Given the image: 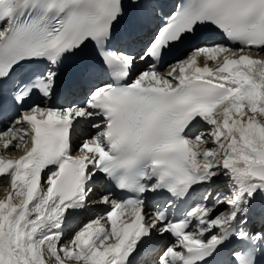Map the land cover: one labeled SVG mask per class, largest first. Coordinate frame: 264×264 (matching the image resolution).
<instances>
[{
	"label": "snow or ice",
	"instance_id": "6c2138e0",
	"mask_svg": "<svg viewBox=\"0 0 264 264\" xmlns=\"http://www.w3.org/2000/svg\"><path fill=\"white\" fill-rule=\"evenodd\" d=\"M125 14L123 0H0V110L15 109L4 111L0 148L22 152L0 154V264H48L46 255L137 264L166 234L173 242L158 264H213L233 241L240 247L224 264H260L264 221L254 228L252 211L264 203V0H182L138 55L151 63L135 79L137 56L110 47ZM203 28L224 42L193 47L162 74L165 55ZM89 42L101 63L70 71L108 80L93 82L83 103L50 106L60 70ZM81 124L96 133L72 155ZM221 177L225 190L207 191ZM100 181L108 187L91 200ZM115 189L134 196L117 199ZM198 189L182 218L145 212L146 193L171 204ZM90 205L102 214L61 244L69 218Z\"/></svg>",
	"mask_w": 264,
	"mask_h": 264
},
{
	"label": "bare ground",
	"instance_id": "6f19581e",
	"mask_svg": "<svg viewBox=\"0 0 264 264\" xmlns=\"http://www.w3.org/2000/svg\"><path fill=\"white\" fill-rule=\"evenodd\" d=\"M139 2H141V5H142V11H143V9H144V14H148V15H152L153 13V11H154V9L149 5V0H138ZM140 68V67H139ZM169 70V67L167 68V70H165V72L164 73H166L167 71ZM163 73V74H164ZM205 129H203L202 128V131H204ZM93 129L91 128V127H88V129H87V132H86V134H85V137L84 138H86V139H88V138H90V136H92L93 135ZM209 144H211V141H209ZM0 149H2V148H0ZM16 153H17V151H11V152H4L3 151V149L0 151V154H2V155H8V156H11V155H16ZM225 184L226 183V181H225V179L223 178V177H221L219 180H217L216 181V183L215 184H213V186L212 187H210V188H208L207 189V191H209V192H213V187H215V186H221V184ZM222 188V187H221ZM0 198H2V197H4V195H5V189L3 188V187H0ZM204 191V189H202L201 190V192H203ZM217 191V190H216ZM220 191H222V190H220ZM100 193V192H99ZM94 198H96V197H94ZM225 207H221L220 209H219V211H223V209H224ZM253 211H255V212H257V213H261V218H259L258 219V221H259V225H261V223H262V221H264V203H262L260 200H257V202H256V204L254 205V207H253ZM252 211V212H253ZM79 227H81V224H77V225H75V226H73V228H72V230H70L67 234H66V236L64 237L65 239H63L62 241H61V243H63V241H64V243H66L69 239H70V237L73 235V233H72V231H75V230H77V229H79ZM47 260V259H46ZM48 260H51V262L50 263H48V264H53L52 262L54 261V260H52V259H49L48 258Z\"/></svg>",
	"mask_w": 264,
	"mask_h": 264
},
{
	"label": "rangeland",
	"instance_id": "374dc122",
	"mask_svg": "<svg viewBox=\"0 0 264 264\" xmlns=\"http://www.w3.org/2000/svg\"><path fill=\"white\" fill-rule=\"evenodd\" d=\"M222 186L224 187L223 189H225V184H224V183L222 184ZM0 190H1V189H0ZM225 210H226V209L224 208L223 211H225ZM46 258H49V259H50L51 257H49V256L46 255Z\"/></svg>",
	"mask_w": 264,
	"mask_h": 264
}]
</instances>
